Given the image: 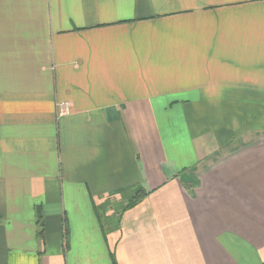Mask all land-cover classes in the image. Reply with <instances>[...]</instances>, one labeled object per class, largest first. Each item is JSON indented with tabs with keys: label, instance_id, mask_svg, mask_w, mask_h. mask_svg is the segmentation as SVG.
Listing matches in <instances>:
<instances>
[{
	"label": "crops",
	"instance_id": "0c3cea01",
	"mask_svg": "<svg viewBox=\"0 0 264 264\" xmlns=\"http://www.w3.org/2000/svg\"><path fill=\"white\" fill-rule=\"evenodd\" d=\"M0 264H264V0H0Z\"/></svg>",
	"mask_w": 264,
	"mask_h": 264
},
{
	"label": "trees",
	"instance_id": "16d2710c",
	"mask_svg": "<svg viewBox=\"0 0 264 264\" xmlns=\"http://www.w3.org/2000/svg\"><path fill=\"white\" fill-rule=\"evenodd\" d=\"M145 195H147L146 192H143L142 190H139V191L134 195L133 199L130 201V203H129V207H133V206H135V205L139 202L140 198L143 197V196H145ZM40 225H41V228H40V230H39V236H40L41 238H43V236H44V227H43L44 224L41 222ZM111 255H112V258H113L114 263H116V258H115L114 252H111Z\"/></svg>",
	"mask_w": 264,
	"mask_h": 264
},
{
	"label": "built area",
	"instance_id": "2783aa9c",
	"mask_svg": "<svg viewBox=\"0 0 264 264\" xmlns=\"http://www.w3.org/2000/svg\"><path fill=\"white\" fill-rule=\"evenodd\" d=\"M57 106H58V115L59 116H63V115L71 113L72 105L70 102H68V101L60 102V103H58Z\"/></svg>",
	"mask_w": 264,
	"mask_h": 264
},
{
	"label": "rangeland",
	"instance_id": "374dc122",
	"mask_svg": "<svg viewBox=\"0 0 264 264\" xmlns=\"http://www.w3.org/2000/svg\"><path fill=\"white\" fill-rule=\"evenodd\" d=\"M133 199V198H132Z\"/></svg>",
	"mask_w": 264,
	"mask_h": 264
}]
</instances>
